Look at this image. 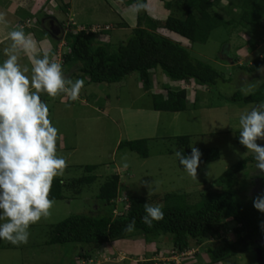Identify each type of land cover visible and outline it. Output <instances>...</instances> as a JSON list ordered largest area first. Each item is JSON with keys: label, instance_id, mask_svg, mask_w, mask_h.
I'll use <instances>...</instances> for the list:
<instances>
[{"label": "rangeland", "instance_id": "rangeland-1", "mask_svg": "<svg viewBox=\"0 0 264 264\" xmlns=\"http://www.w3.org/2000/svg\"><path fill=\"white\" fill-rule=\"evenodd\" d=\"M27 1L0 0V12L6 14L7 26L11 25L12 29L17 25L23 26L24 22L28 21L22 23L26 17H32V21L38 22L24 27L25 35L30 36L36 44L35 51L25 54L18 48L13 49L12 41L7 40L8 37L0 44V65L8 55L16 54L21 69L27 68L25 74L31 77L33 73L30 55L43 58L45 52L50 55L57 49V54L60 55L56 56L54 52L49 60L62 63V55L67 51V47H64L62 36L57 31L50 34L46 27L41 28L47 16L48 6L45 4L49 2L56 7L60 0H32L34 3L24 7ZM125 1L74 0L72 5L75 4L79 19L77 20L83 25L93 24L94 27L102 28L104 21L109 22V29L102 34L101 41L115 46L127 38L132 28L131 24L133 26L135 24V5L127 4ZM236 2L237 0L216 2L214 10L228 22L211 30L203 43L191 42L163 28L155 29L157 34L186 48L193 58L209 63L221 72L224 78H229L228 81H220L217 88L197 85L193 80L184 84V81L171 79L157 67L149 71L147 87L142 85L137 72H131L120 81L112 83L89 82L82 73L75 72L71 74L69 80L72 82L76 79L84 80V88L79 99L72 101L67 92H61L55 98L49 97L45 92L40 93L42 102L49 106L50 119L59 129L57 156L67 157L68 166L62 177L68 182L71 178L94 175V180L89 184L65 188L64 194L67 198L55 200L51 215L30 227L27 244L16 246L0 240V264H84L81 261L82 252L79 244L47 242L51 225L71 214L106 213L109 206L96 199L95 194L100 184L112 174L119 177L120 195L115 200L114 208V212L119 213L127 207L126 203L123 205L122 202L126 201L130 194L144 196L148 203H160L157 197H152L153 195L149 197V189L145 184L154 180L160 182V190L154 195L180 192L186 194L188 203H194L199 199L200 193L207 189L216 191L223 189L214 182V179L228 166L245 156L254 157V153L236 143L235 136L239 138L240 114L251 111L253 107L259 108L260 104H241L228 101L225 97L234 91L246 95L241 91L242 88L255 84L256 89L263 80L264 73L257 69L247 71L238 67L250 66L253 58L264 57V36L262 37V27L255 26L254 32H251L249 25L241 24L235 13H238V8L233 5ZM145 10L150 17L161 22L168 13H172L173 8L167 10L160 0H146ZM54 12L56 19L66 25L67 17L58 11ZM122 21L128 27L118 28L117 24ZM181 88L188 90L184 110L164 111L156 116L152 114L151 94H165L167 89ZM104 107L107 110H102ZM177 135L189 137L187 145L189 149L190 145L196 148L218 149L219 157L216 160L199 165L197 179L190 177L177 165L174 155L176 145L173 139ZM142 137L148 138V155L145 158L126 148H117L120 140ZM257 143L264 145V140H258ZM85 164L98 166L93 171L86 172L82 167ZM124 164L128 167L125 168ZM255 164L256 161L249 162L237 175L235 188L240 198L248 199L255 194L264 195V175L259 174L260 170L255 168ZM235 226L237 223L229 219L218 224V232L221 237L233 242L237 237L233 231ZM168 237L167 235L146 239L140 235H133L114 240L111 246L115 251L120 249L124 252L118 257L127 256L131 258L130 261L134 260L133 264L144 258L151 260L153 264H171L172 247ZM213 241L207 239L203 245ZM257 242L258 239L254 240L253 244ZM101 246L102 251L111 252L110 245ZM201 246L202 244L190 242L188 255L198 252L199 256L196 259L186 258L182 261L180 259V263L196 264L200 259L202 264H257L254 245L238 250L233 256H228L222 261L213 262L208 254L201 250ZM101 252L93 255L92 260L85 264H132L127 261L129 259L118 263L108 262L109 258L110 260L118 258L117 255L110 256Z\"/></svg>", "mask_w": 264, "mask_h": 264}, {"label": "trees", "instance_id": "trees-1", "mask_svg": "<svg viewBox=\"0 0 264 264\" xmlns=\"http://www.w3.org/2000/svg\"><path fill=\"white\" fill-rule=\"evenodd\" d=\"M160 1L167 10L172 7V13H168L160 22L150 17L144 7L136 13L135 25L130 29L127 38L119 41L115 46L97 37V33L102 35L108 31L107 29H100L97 32L66 31L63 39L68 49L62 55L61 63L63 74L67 73L65 80H69L72 73L80 72L87 77L89 82L112 83L120 81L131 72H137L142 85L147 87L149 71L159 67L171 79L193 80L195 84L201 86L217 88L220 81H228L229 78H224L223 74L209 63L193 58L186 48L155 32V29L163 28L191 42H205L211 30L228 22L214 10V5L218 0ZM125 2L135 5L137 0H126ZM140 2L145 6L146 0H140ZM233 5L238 8V13H235L241 24L249 25L251 32H254L255 26L262 27L263 37L264 0H237ZM117 27H128V25L122 21L117 24ZM263 64L264 57H257L252 59L250 66L238 68L251 71L260 68ZM225 99L241 104L264 102V75L263 80L253 92L241 95L239 91H234ZM151 108L156 111L169 112L184 110L186 91L181 88L167 89L165 94L153 93L151 94ZM173 139L176 151L180 150L184 155L191 154V149L187 148L189 143L187 135H177ZM235 140L237 144L243 146L237 136ZM147 141L146 137L124 139L117 143V148H126L145 158L148 155ZM198 149L202 153L200 165L219 157L216 147ZM253 161H255L253 156H245L228 166L214 179V182L221 185L223 189L220 191L207 189L200 193L199 199L194 203H188L186 194L180 192L153 195L152 197H157L164 205V218L160 221H153L151 227L141 220V217L145 215L144 204L148 203L144 196L128 195L126 201L122 202L123 205L126 203L127 207L119 213L114 212L115 200L120 193L118 190L119 177L117 174H112L100 184L95 194V198L108 205L109 210L99 215L71 214L65 217L51 225L47 242L77 243L81 246L82 256L86 259L100 245L127 236L140 235L149 239L168 235L172 250L176 253L189 250L190 242L193 241L202 244L201 250L203 249L208 254L212 262L222 261L228 256H233L238 250H244L253 245L261 247L259 238L264 236V212L258 211L253 206L254 199L260 194H255L248 199L240 198L235 188L238 173ZM177 165L183 169L178 160ZM97 166L96 164H85L82 167L84 171L91 172ZM93 180L94 175L71 178L68 182L63 177H57L54 179L49 198L55 200L67 198L64 194L65 188L89 184ZM133 218L136 221L135 230L124 231L125 226ZM229 219L237 223V226L233 228L237 236L233 242L221 237L218 232V224ZM207 239L214 241L203 245ZM257 239L258 242L253 244ZM198 256L199 253L194 252L181 257V261L186 258L196 259ZM261 256L263 259L264 247L261 249ZM198 262L196 261V264H202L200 259ZM137 264H153V262L144 259L137 261Z\"/></svg>", "mask_w": 264, "mask_h": 264}, {"label": "clouds", "instance_id": "clouds-1", "mask_svg": "<svg viewBox=\"0 0 264 264\" xmlns=\"http://www.w3.org/2000/svg\"><path fill=\"white\" fill-rule=\"evenodd\" d=\"M144 7L137 0L134 11L138 13ZM0 22L8 23L3 12H0ZM46 28L50 34L55 33L49 26ZM55 28L60 35L61 28ZM90 28L79 30L90 31ZM8 35L13 49L18 48L25 54L35 51L36 44L30 36L25 35L22 25H17ZM64 47H67L66 43ZM29 59L32 61L31 77L25 74L27 68L21 69L16 54L8 55L0 65V240L16 246L27 244L30 227L51 215L55 199L49 196L54 179L62 177L68 166L66 156H57L59 129L50 119L49 106L42 102L40 93L45 92L55 98L61 92H67L69 98L75 101L84 88L83 79L74 82L65 80L62 64L50 62L48 52L44 53L43 58L30 55ZM257 71L264 73V66ZM254 90L255 84L241 89L245 94ZM238 123L239 141L254 153L255 168L264 175V145L257 143L264 140V102L260 103L259 108L253 107L251 111L241 113ZM190 147V155H184L180 150L175 151L174 155L184 171L197 179L202 153L194 145ZM124 167L128 165L124 164ZM145 184L149 197L160 190L158 180ZM253 206L264 212V195H258ZM163 207L161 203L144 204L142 222L151 227L153 221L162 220ZM135 224L133 218L124 231H134Z\"/></svg>", "mask_w": 264, "mask_h": 264}, {"label": "crops", "instance_id": "crops-1", "mask_svg": "<svg viewBox=\"0 0 264 264\" xmlns=\"http://www.w3.org/2000/svg\"><path fill=\"white\" fill-rule=\"evenodd\" d=\"M25 1H27V0H25ZM72 2H74V0H60L59 1V5H57L56 7L55 6H53V5H51L49 2H47L46 4H45V6H48V10H47V13H46V17L44 18V24H43V26L41 25V28L43 27V29L45 28V27H48L49 25H51L50 24V22H52L53 24H55L56 25V27H58L59 29L61 28V36H64V33L66 32V31H68V30H79V29H82V28H89V27H91V26H93V24L92 25H83L82 23H79L78 22V13H77V10L75 9V4L74 5H72ZM32 3H34L32 0H29V1H27V4H25L24 5V7L26 6H29V4H32ZM53 8H54V10H53ZM56 9V10H55ZM125 9V8H124ZM124 9H122V11L124 10ZM54 11H58L59 13H61V14H63V16L64 17H67L66 18V20H65V22H66V25H63L62 23H60L57 19H56V16H55V12ZM121 13H123V12H121ZM77 17V18H76ZM78 19V20H77ZM25 20H28V22H26ZM25 21V22H24ZM24 22V24L25 25H23V27H26V26H29V25H32V24H34V23H36L37 21L35 20V22H34V20L32 21V17H26V19H23L22 20V23ZM21 23V24H22ZM38 23V22H37ZM79 24V25H78ZM96 24H98V23H96ZM95 25V24H94ZM102 25H103V29H109V26H110V23L109 22H107V21H104L103 23H102ZM135 25V24H134ZM107 26V28H105ZM131 26L133 27V24H131ZM118 28H121V27H118ZM13 29H12V27H11V25H9V26H7V24H3L2 22H0V44L3 42V40H5L6 38H8L9 37V32L10 31H12ZM46 30V29H45ZM6 31V32H5ZM46 31H48V30H46ZM98 35H97V37H98V39H102V35L100 34V33H97ZM100 36V37H99ZM10 38H8L7 40H9ZM55 39V41L56 40H58V39H56V38H54ZM61 49L62 48H60V51H61ZM55 52V53H54ZM54 54L56 55V52H57V49L56 50H54ZM0 53H1V51H0ZM53 53L52 54H50L49 55V59H50V57L51 56H53ZM55 55H54V57H55ZM64 75V74H63ZM65 76H67V73H65V75H64V77ZM187 92H188V90H186V97H187ZM106 108L104 107L102 110H105ZM107 110V109H106ZM153 110V109H152ZM161 112H164V111H156V110H153V112H152V114L153 115H158V113H159V115L161 114ZM105 114V113H104ZM105 244H108V245H110V247H111V249H110V251L111 252H105V251H102L103 250V248H102V246L100 245L99 247H97V248H100L99 250H97V248L94 250L95 252H93V254H91V256L90 257H88V258H84L83 256H82V253H81V261L82 262H84V264L86 263V262H88V261H90V260H92V257H93V255H98L99 253L98 252H104V253H107V255L108 254H110V256L111 255H117V257L119 256V254H121L123 251L122 250H120V249H117V251H115L114 250V247L112 248V246H111V242H109V243H105ZM104 244V245H105ZM102 248V249H101ZM81 251V250H80ZM82 252V251H81ZM101 252V253H102ZM124 253V252H123ZM101 255H104V254H101ZM112 260H110V258L108 259V262H114V263H118V262H121V261H125V260H127V259H129V260H127V261H129V262H132V264H133V261L134 260H132V261H130V259L131 258H128L127 256H123V257H118V258H111ZM145 259V258H144ZM105 261H107V260H105ZM137 261H142V260H137ZM136 262V261H135ZM11 264H13V263H11ZM88 264V263H87ZM136 264H137V262H136Z\"/></svg>", "mask_w": 264, "mask_h": 264}, {"label": "built area", "instance_id": "built-area-1", "mask_svg": "<svg viewBox=\"0 0 264 264\" xmlns=\"http://www.w3.org/2000/svg\"><path fill=\"white\" fill-rule=\"evenodd\" d=\"M94 27V26H93ZM90 28V31H98L99 29H101V28H99L98 26H96V27H94V28ZM98 27V28H97ZM105 28H107V27H105ZM58 55H60V54H57V56ZM171 256H170V262H171V264H180V259H181V257H183V256H185V255H188V253H189V250H186V251H181V252H179V253H176L175 251H173V250H171ZM191 253V252H190Z\"/></svg>", "mask_w": 264, "mask_h": 264}, {"label": "water", "instance_id": "water-1", "mask_svg": "<svg viewBox=\"0 0 264 264\" xmlns=\"http://www.w3.org/2000/svg\"><path fill=\"white\" fill-rule=\"evenodd\" d=\"M50 24H51V25H49L50 30H53L56 33V31H58V30L53 29L54 26H53V23L52 22H50ZM263 237L264 236H260V238H259L260 246L261 247H254V250L256 252V257H257V259H256L257 264H263V259H262V256H261V249L264 247Z\"/></svg>", "mask_w": 264, "mask_h": 264}, {"label": "flooded vegetation", "instance_id": "flooded-vegetation-1", "mask_svg": "<svg viewBox=\"0 0 264 264\" xmlns=\"http://www.w3.org/2000/svg\"><path fill=\"white\" fill-rule=\"evenodd\" d=\"M56 27V26H55ZM55 27L53 29H55ZM260 242V241H259ZM263 264H264V258H263Z\"/></svg>", "mask_w": 264, "mask_h": 264}]
</instances>
